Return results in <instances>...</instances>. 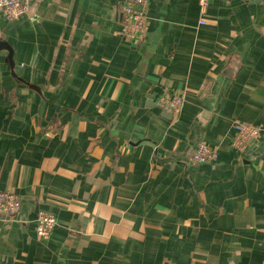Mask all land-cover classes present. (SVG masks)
Listing matches in <instances>:
<instances>
[{"label": "crops", "instance_id": "obj_1", "mask_svg": "<svg viewBox=\"0 0 264 264\" xmlns=\"http://www.w3.org/2000/svg\"><path fill=\"white\" fill-rule=\"evenodd\" d=\"M122 2L0 15V191L21 205L0 264H264V0H151L139 44ZM238 123L259 131L242 154ZM200 143L215 162L190 164Z\"/></svg>", "mask_w": 264, "mask_h": 264}, {"label": "built area", "instance_id": "obj_2", "mask_svg": "<svg viewBox=\"0 0 264 264\" xmlns=\"http://www.w3.org/2000/svg\"><path fill=\"white\" fill-rule=\"evenodd\" d=\"M151 0H123L120 7L121 35L134 44L143 41L148 27V6ZM248 2L251 0H242ZM29 0H0V15L7 22L21 19L28 10ZM209 0H198L200 13L204 15L207 11ZM201 24H204L201 22ZM184 104L181 96L163 95L159 98L157 107L160 111L174 117L177 116ZM234 135L231 148L238 154L244 153L248 145L259 135V131L247 124H234ZM217 151L205 143L197 145L190 158V164H210L217 160ZM20 200L16 194L10 191H0V223L9 222L15 218L20 211ZM56 227L55 217L45 211L37 213L35 222V235L40 241L49 240Z\"/></svg>", "mask_w": 264, "mask_h": 264}, {"label": "water", "instance_id": "obj_3", "mask_svg": "<svg viewBox=\"0 0 264 264\" xmlns=\"http://www.w3.org/2000/svg\"><path fill=\"white\" fill-rule=\"evenodd\" d=\"M0 46H4V47H6V50L8 51V59L11 60V50L9 49V47L6 46V45L3 44V43H0ZM234 65H235V64H234ZM10 66L13 67L12 64H10ZM235 70H236V68L233 69V73H235ZM15 72H16V74H17V69H16V68H15Z\"/></svg>", "mask_w": 264, "mask_h": 264}]
</instances>
